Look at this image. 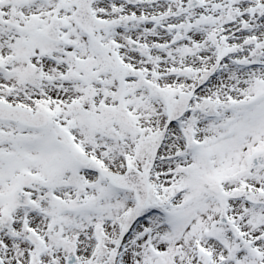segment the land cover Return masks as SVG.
I'll list each match as a JSON object with an SVG mask.
<instances>
[{"label":"snow or ice","instance_id":"6c2138e0","mask_svg":"<svg viewBox=\"0 0 264 264\" xmlns=\"http://www.w3.org/2000/svg\"><path fill=\"white\" fill-rule=\"evenodd\" d=\"M0 264H264V0H0Z\"/></svg>","mask_w":264,"mask_h":264}]
</instances>
